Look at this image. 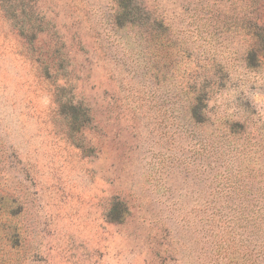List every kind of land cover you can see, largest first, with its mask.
<instances>
[{
	"label": "rangeland",
	"instance_id": "1",
	"mask_svg": "<svg viewBox=\"0 0 264 264\" xmlns=\"http://www.w3.org/2000/svg\"><path fill=\"white\" fill-rule=\"evenodd\" d=\"M140 1L0 0V264H264V0Z\"/></svg>",
	"mask_w": 264,
	"mask_h": 264
},
{
	"label": "trees",
	"instance_id": "2",
	"mask_svg": "<svg viewBox=\"0 0 264 264\" xmlns=\"http://www.w3.org/2000/svg\"><path fill=\"white\" fill-rule=\"evenodd\" d=\"M117 5V12L115 17V22L118 25H126V24H136L142 21V14H141V1L140 0H114ZM140 20V21H138ZM164 27V26H163ZM257 51L255 49H252L251 54L252 56H257ZM200 99H207L206 94H202V96L198 97V100ZM199 104L197 102V105L194 106V110H199ZM75 112L78 113H86L85 109L83 111V108L81 104L77 107H75Z\"/></svg>",
	"mask_w": 264,
	"mask_h": 264
}]
</instances>
